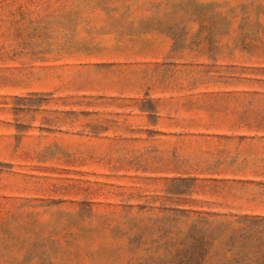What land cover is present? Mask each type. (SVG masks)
Here are the masks:
<instances>
[{
    "label": "rangeland",
    "instance_id": "obj_1",
    "mask_svg": "<svg viewBox=\"0 0 264 264\" xmlns=\"http://www.w3.org/2000/svg\"><path fill=\"white\" fill-rule=\"evenodd\" d=\"M0 264H264V0H0Z\"/></svg>",
    "mask_w": 264,
    "mask_h": 264
}]
</instances>
